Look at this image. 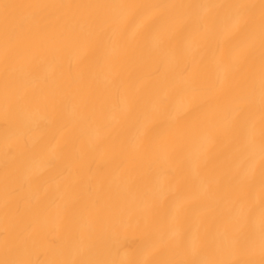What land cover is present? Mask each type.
Masks as SVG:
<instances>
[{
	"label": "bare ground",
	"instance_id": "1",
	"mask_svg": "<svg viewBox=\"0 0 264 264\" xmlns=\"http://www.w3.org/2000/svg\"><path fill=\"white\" fill-rule=\"evenodd\" d=\"M0 264H264V0H0Z\"/></svg>",
	"mask_w": 264,
	"mask_h": 264
}]
</instances>
